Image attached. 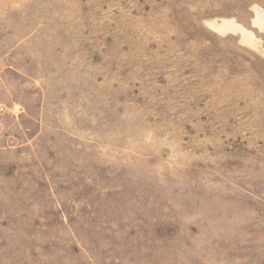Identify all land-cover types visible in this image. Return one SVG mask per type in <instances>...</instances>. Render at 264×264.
I'll return each mask as SVG.
<instances>
[{"label": "rangeland", "instance_id": "rangeland-1", "mask_svg": "<svg viewBox=\"0 0 264 264\" xmlns=\"http://www.w3.org/2000/svg\"><path fill=\"white\" fill-rule=\"evenodd\" d=\"M0 264H264V0H0Z\"/></svg>", "mask_w": 264, "mask_h": 264}]
</instances>
